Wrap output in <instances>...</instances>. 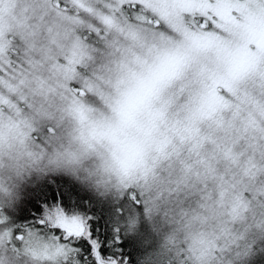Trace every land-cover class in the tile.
I'll use <instances>...</instances> for the list:
<instances>
[{"label":"snow or ice","instance_id":"6c2138e0","mask_svg":"<svg viewBox=\"0 0 264 264\" xmlns=\"http://www.w3.org/2000/svg\"><path fill=\"white\" fill-rule=\"evenodd\" d=\"M0 264H264V0H0Z\"/></svg>","mask_w":264,"mask_h":264},{"label":"trees","instance_id":"16d2710c","mask_svg":"<svg viewBox=\"0 0 264 264\" xmlns=\"http://www.w3.org/2000/svg\"><path fill=\"white\" fill-rule=\"evenodd\" d=\"M130 250V249H129Z\"/></svg>","mask_w":264,"mask_h":264}]
</instances>
